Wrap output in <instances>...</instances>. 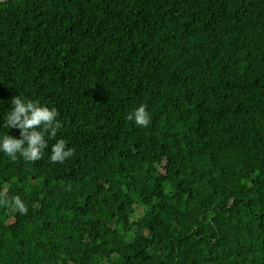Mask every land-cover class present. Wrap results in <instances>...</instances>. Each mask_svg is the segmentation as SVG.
Returning <instances> with one entry per match:
<instances>
[{
	"label": "trees",
	"instance_id": "16d2710c",
	"mask_svg": "<svg viewBox=\"0 0 264 264\" xmlns=\"http://www.w3.org/2000/svg\"><path fill=\"white\" fill-rule=\"evenodd\" d=\"M18 94L74 155L0 153V264H264V0L0 1Z\"/></svg>",
	"mask_w": 264,
	"mask_h": 264
},
{
	"label": "clouds",
	"instance_id": "9594fccd",
	"mask_svg": "<svg viewBox=\"0 0 264 264\" xmlns=\"http://www.w3.org/2000/svg\"><path fill=\"white\" fill-rule=\"evenodd\" d=\"M11 108L6 111L3 124L0 128L18 129L19 138L0 132V153L8 156L12 161L23 159L25 162L40 160L50 147V160L52 163L63 164L74 155V149L68 141L58 138L62 128L59 119V111L56 107H50L39 99L29 98L18 94L11 98ZM128 121H133L137 126L147 127L151 122L147 106L140 104L126 116ZM0 203H12L21 214H27V206L20 196H15L11 201L6 198Z\"/></svg>",
	"mask_w": 264,
	"mask_h": 264
},
{
	"label": "water",
	"instance_id": "95a60500",
	"mask_svg": "<svg viewBox=\"0 0 264 264\" xmlns=\"http://www.w3.org/2000/svg\"><path fill=\"white\" fill-rule=\"evenodd\" d=\"M0 1H6V0H0Z\"/></svg>",
	"mask_w": 264,
	"mask_h": 264
}]
</instances>
